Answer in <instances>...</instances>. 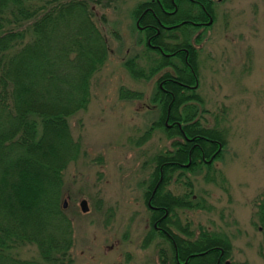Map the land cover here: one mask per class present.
I'll list each match as a JSON object with an SVG mask.
<instances>
[{"label":"rangeland","instance_id":"1","mask_svg":"<svg viewBox=\"0 0 264 264\" xmlns=\"http://www.w3.org/2000/svg\"><path fill=\"white\" fill-rule=\"evenodd\" d=\"M142 1L89 3L109 53L90 79L86 108L68 119L79 149L61 173L59 206L70 230L67 264H174L168 240L150 232L152 194L146 198L154 156L176 148L179 139L153 124L160 112L151 98L172 67L148 76L160 56L146 50L136 32L135 10ZM187 32L196 52L197 99L186 105L201 126L219 131L223 142L209 166L168 175L162 190L204 208H176L169 219L180 228L167 226L184 237L196 235L199 227L226 237L228 264H264L257 251L261 234L252 223L255 199L264 190V0L217 1L212 22ZM169 59L180 66V57ZM131 60L136 73L141 69L147 76L133 75L126 66ZM120 88L139 96L120 98ZM15 251L39 259L34 245Z\"/></svg>","mask_w":264,"mask_h":264},{"label":"trees","instance_id":"2","mask_svg":"<svg viewBox=\"0 0 264 264\" xmlns=\"http://www.w3.org/2000/svg\"><path fill=\"white\" fill-rule=\"evenodd\" d=\"M90 2L99 0H0V264H67L70 230L59 206L61 173L79 149L71 138L68 119L86 108L90 79L109 53L107 38L94 21ZM157 14L161 22H167L158 10ZM161 32L174 41L173 29ZM180 44H190L187 30L182 32ZM159 56L148 68V76L160 67L171 66L172 72H164L159 79L173 77L178 82L193 83L185 72L188 63L196 74L195 50H190L187 63L183 53L178 54L180 66ZM126 66L135 76H147L141 69L136 73L132 60ZM138 96L136 91L119 89L120 98ZM151 99L160 112L153 124L163 125L167 137H210L223 142L220 132L201 126L186 105L190 99H197L193 89L164 82L162 87L156 86ZM165 120L178 121L181 128L174 123L168 127ZM198 142L201 149L191 153L187 166L180 165L188 160L186 143L175 142L176 148L154 156L146 198L158 180L161 162L171 163L162 167L161 179L150 196V203L156 207H148L150 232H156L154 220L167 231V224L179 229L169 219L176 208H204L199 202L162 190L174 170H191L202 163L209 166L219 153L204 162L200 151L208 158L215 144ZM254 208L252 223L261 234L257 251L264 260V190L255 199ZM163 211L166 215L162 217ZM171 235L174 264L179 259L185 260L182 264H223L228 254V239L214 231L199 227L196 235ZM26 245L36 247L39 259L16 254L15 250Z\"/></svg>","mask_w":264,"mask_h":264},{"label":"flooded vegetation","instance_id":"3","mask_svg":"<svg viewBox=\"0 0 264 264\" xmlns=\"http://www.w3.org/2000/svg\"><path fill=\"white\" fill-rule=\"evenodd\" d=\"M166 1L168 2L166 3ZM166 1L162 3L161 0H143L142 2L139 3L140 5H138V8L135 10L136 16L134 22H135L136 32L140 33V39H144V43H145L144 48L150 47V49L157 51L159 54L164 55L168 58L176 57V55L177 57H179L178 54L183 53L184 62L187 63L186 61L187 56L190 50H195V46L192 45L191 43L187 44L186 46H182L180 44L182 32L186 31L187 27L202 28L203 26L209 25L214 18L215 4L217 1H221V0H166ZM157 10L160 14L167 17V22L165 20H163V22L159 20ZM166 29H173L172 35H174L175 38L173 42H171L167 38L168 34L161 32V30H166ZM186 66L188 67V71L185 72V74H188L193 78L194 81L193 84L190 83L185 84L182 82H178L174 80L173 77H169L165 79H160L159 87H162V83L169 82L187 87L188 89H194L196 86L193 85L197 80L196 74L188 63L186 64ZM165 91L171 93L168 90ZM166 123L165 125L168 127H170L172 123H174L177 129H180L182 124L178 121L166 122ZM175 136L179 138L176 141L177 143L189 144L187 149L188 160L186 163L185 162L180 163V165L182 166L188 165V163L190 162L189 157L194 150L201 149V144L198 142V139H200L202 143L213 144L212 142H214L215 150L213 153H211V159L214 157L215 155L214 153H217L221 148V143L215 138L174 135V137ZM200 152H201L200 156L202 160L204 162H209L210 161L209 159L206 161L203 158L204 156L203 152L202 151ZM166 163H171V162H166V161L161 162L158 168L159 170L158 173L160 177H158V180L156 181L154 187L151 189L149 195L153 193L157 183L160 181L161 169ZM153 208L156 207L153 206L152 209ZM165 215H166V211H163L162 217ZM152 225L156 228V231L160 232L168 240V242L171 243L173 247H175L171 235L175 233H172L170 229L169 231H167L166 229L157 226L156 220L152 222ZM184 261L182 262L177 261V263L182 264ZM223 264H228V262L224 260Z\"/></svg>","mask_w":264,"mask_h":264},{"label":"water","instance_id":"4","mask_svg":"<svg viewBox=\"0 0 264 264\" xmlns=\"http://www.w3.org/2000/svg\"><path fill=\"white\" fill-rule=\"evenodd\" d=\"M208 22H209V21H208ZM193 86H196V82H195V84H194ZM165 123H166V121H165ZM166 124H167V123H166ZM78 205H79V207H80V211H81V212L86 211V209H87V205H86V201H85L84 199H81V200L79 201ZM62 206H63V207L65 206V200H63ZM148 206H150L149 203H148Z\"/></svg>","mask_w":264,"mask_h":264}]
</instances>
